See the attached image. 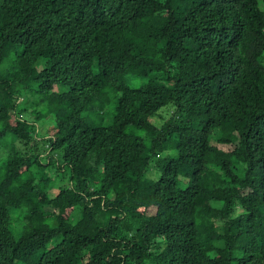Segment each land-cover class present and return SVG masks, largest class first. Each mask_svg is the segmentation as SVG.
Listing matches in <instances>:
<instances>
[{"label": "trees", "instance_id": "16d2710c", "mask_svg": "<svg viewBox=\"0 0 264 264\" xmlns=\"http://www.w3.org/2000/svg\"><path fill=\"white\" fill-rule=\"evenodd\" d=\"M0 264H264V0H0Z\"/></svg>", "mask_w": 264, "mask_h": 264}, {"label": "rangeland", "instance_id": "374dc122", "mask_svg": "<svg viewBox=\"0 0 264 264\" xmlns=\"http://www.w3.org/2000/svg\"><path fill=\"white\" fill-rule=\"evenodd\" d=\"M129 82H132L131 85L136 86L138 84L141 83L140 79H131L129 78L128 80ZM93 122L97 123V124H103V125H107L110 123L111 119H112V112L106 111L105 115L103 116V118L101 119L99 116L97 115H93ZM26 119L27 120H31V117H29L28 115H26ZM51 125L49 124V122H44L40 125L39 130H38V134L39 136H43V135H50L49 131H51ZM38 152L41 151V145H39V147L37 148ZM50 177L56 181L57 185H61L62 182L64 181H60L58 180L59 178L57 176H55V174H50ZM56 193V190H52V194ZM16 214H13L11 218H15ZM15 226L17 227V225H13V227L15 228Z\"/></svg>", "mask_w": 264, "mask_h": 264}]
</instances>
